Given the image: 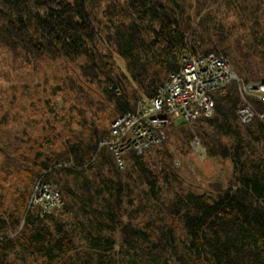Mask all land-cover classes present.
I'll list each match as a JSON object with an SVG mask.
<instances>
[{"label":"rangeland","instance_id":"374dc122","mask_svg":"<svg viewBox=\"0 0 264 264\" xmlns=\"http://www.w3.org/2000/svg\"><path fill=\"white\" fill-rule=\"evenodd\" d=\"M92 2L91 16L100 34L96 49H92L96 60L101 54V60L106 62L109 58L105 41L113 24L121 19L119 9L123 7V0ZM186 3L190 5L186 10L192 25L197 29V22L204 16L206 31L213 37L220 34L222 45L240 56L242 63H238L242 70L253 72L252 63L258 58L252 53L264 50V6L259 8L263 14L258 16L262 17L250 18L256 22L252 28L251 22L243 21L225 4L208 9L206 1L198 14L196 0H186ZM109 11L112 12L108 14ZM118 64L119 70L113 67L112 76L117 75L124 90L118 87L117 94L125 91L131 95L135 83L124 69L125 61L115 54L114 65ZM83 68L87 69V63L82 59L46 58L25 62L0 47V238L6 236L12 240L8 245L0 242V264H83L86 261L96 264L101 257L109 256L116 264H142L151 258L140 253L143 249L149 250V244L139 242L135 252L132 249L126 253L120 232L123 224L154 233L153 239L159 225L173 224L165 206L177 194L191 191L213 198L218 189L234 184L230 159L211 156L195 132L190 139L183 134L171 136L167 144L152 148L142 157L147 169L155 174L153 189L133 160L116 167L110 160L96 158L79 169L69 149L80 145L82 152L88 154L94 134L100 135L116 116L105 90L110 86L103 73L95 71L89 77L83 74ZM223 140L230 142L229 138ZM257 147L261 152L260 145ZM48 159L60 161L76 171L53 168L49 179L61 190L63 204L52 219L36 218V212L31 217L27 195L35 174L43 172L42 163ZM107 185L112 188L107 189ZM107 204L115 211L113 220L104 211ZM3 220L8 224L4 226ZM37 231L45 235L43 247L54 254L53 258L20 244L23 235L29 238ZM176 232L181 243L183 231L178 227ZM65 233L71 239V247L59 252L55 242ZM99 237L112 240L110 251L92 246ZM170 262L176 264L174 260Z\"/></svg>","mask_w":264,"mask_h":264},{"label":"trees","instance_id":"16d2710c","mask_svg":"<svg viewBox=\"0 0 264 264\" xmlns=\"http://www.w3.org/2000/svg\"><path fill=\"white\" fill-rule=\"evenodd\" d=\"M206 1L208 9L225 4L243 21L251 22L252 28L256 22L250 18L257 20L262 17L258 15L263 14L259 8L264 6V0H196V13L202 12ZM92 3V0H0V47L25 62L46 58H65L70 61L82 59L87 63V69L82 70L83 74L91 77L95 71H101L105 76L110 86H106L105 90L108 99L114 104L115 117L131 110L138 99L153 97L168 75L178 69L181 55L186 52L221 53L243 81H264V50L252 53L253 57L258 58L257 62L252 63L253 72L243 71L240 56L233 54L229 47L219 41L223 37L218 33L213 37L206 31L204 16L197 22V29L192 25L191 16L186 10L190 5L186 0H123V7L119 9L121 19L113 24V30L105 41L108 43L106 48L109 61L103 62L101 54L99 60H96L92 48L96 49L100 34L93 24L90 9ZM115 54L125 61L124 69L135 83L131 95L125 91L117 94L118 87L123 90L124 87L118 82L116 74L112 76L114 68L119 70V64L114 65ZM213 97L211 115L172 123L158 144L138 155L132 152L123 155L124 165L126 160H133L151 189L156 185L155 174L147 169L142 157L152 148L167 144L171 136L183 134L190 139L194 132L198 133L211 156L230 159L233 167L234 184L218 189L215 197L188 191L177 194L170 204L164 205L173 224L165 222L159 225L153 239L154 233L134 229L129 223L121 226L122 245L126 253L132 249L135 252L136 244H149V250L143 249L140 253L148 254L151 258L142 264H171V260L176 264H264V118L246 124L238 121L235 83L226 87L225 94L215 93ZM255 108L264 113V104L257 103ZM109 125L100 135L94 134L88 154L82 152L80 145L69 149L68 153L71 152L79 169L96 158L110 160L118 167L111 152L106 147H98V142L107 137ZM224 138H229L230 142L226 143ZM259 145L261 152L257 151ZM53 162L55 164H51ZM64 165L51 159L42 163L43 172H37L32 180L27 205L32 186L40 177L50 185H55L63 198L61 190L49 179V174L54 169L76 171ZM106 188L111 189L112 185ZM56 210L58 208L43 213L39 207L28 206V212H36V218L52 219ZM104 211L113 220L115 211L112 205L107 204ZM2 223L4 226L8 224L4 220ZM178 227L184 234L181 243L177 241ZM67 236L65 233L55 242L59 252L70 249L71 239ZM2 237L0 242L5 245L12 241L6 236ZM21 238L22 246L37 253H48L53 258L54 254L43 247L45 235L37 231L29 238L24 235ZM112 245L109 237H99L92 244L107 252L112 249ZM83 264L91 263L86 261ZM96 264L116 263L109 256L101 257Z\"/></svg>","mask_w":264,"mask_h":264},{"label":"built area","instance_id":"2783aa9c","mask_svg":"<svg viewBox=\"0 0 264 264\" xmlns=\"http://www.w3.org/2000/svg\"><path fill=\"white\" fill-rule=\"evenodd\" d=\"M231 83H235L238 93V121L246 124L254 119L263 120L264 113L255 104H264V81H243L221 53L186 52L178 69L168 75L153 97L138 99L131 110L112 120L107 137L98 142V147H106L116 165L122 167L124 154L138 155L158 144L165 137L168 125L211 115L213 95L225 94ZM62 200L56 187L40 177L32 186L28 206L48 213L61 207Z\"/></svg>","mask_w":264,"mask_h":264}]
</instances>
